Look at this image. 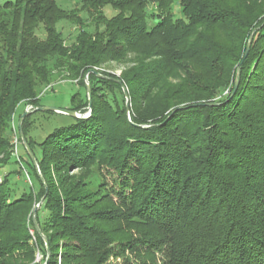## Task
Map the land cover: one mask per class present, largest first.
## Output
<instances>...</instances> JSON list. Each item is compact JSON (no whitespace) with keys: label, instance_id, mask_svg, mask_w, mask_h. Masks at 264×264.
<instances>
[{"label":"trees","instance_id":"obj_1","mask_svg":"<svg viewBox=\"0 0 264 264\" xmlns=\"http://www.w3.org/2000/svg\"><path fill=\"white\" fill-rule=\"evenodd\" d=\"M78 4L0 1V124L19 106L45 107L42 89L62 75L136 62L120 81L89 75L90 118L33 112L67 121L40 142L29 134L32 114L24 120L46 185L23 146L40 194L18 192L11 171L3 176L0 264H35L33 239L46 263L28 213L44 197L36 220L47 264H264V1ZM82 87L84 100L76 92L68 109L84 115ZM1 139L0 170L13 164ZM75 170L99 183L88 187L68 175Z\"/></svg>","mask_w":264,"mask_h":264},{"label":"rangeland","instance_id":"obj_2","mask_svg":"<svg viewBox=\"0 0 264 264\" xmlns=\"http://www.w3.org/2000/svg\"><path fill=\"white\" fill-rule=\"evenodd\" d=\"M58 3L63 4V7L67 10L68 9L72 10L75 8L79 9L80 7V5L78 4V0H58ZM106 12L108 16H112L115 13V11L110 8H107ZM78 14L83 16V19L85 20L86 24H89V25L91 24L90 23L91 19L88 18L86 14H84V11L79 10ZM75 22L76 21H72L71 24L70 23L66 24L63 29L64 36L66 37L67 41H69V43L74 41V38L76 37L77 31H78L77 26H75L76 25ZM134 67H136L134 56H129L127 58L125 57L120 58L119 61L110 62L102 66L101 68H94L92 70L95 71L97 74H99V72H103V73L113 75L120 81L123 74L133 69ZM88 78L86 77L85 78L84 77L75 78L73 76H66V74L62 75L51 85L42 89L39 95L41 104L45 105V107L68 109L70 107L71 99L76 92H78L79 95H81L78 98V100L80 99L84 100L85 89L82 86L84 85V83L86 84L88 83L90 85ZM26 110L30 112L29 115L32 114L30 117H28L29 134L34 136L39 142L43 140L45 132L52 125L54 127L60 126V125L66 124L67 121L66 119H64V117L54 118L53 116L48 115V114L33 113L34 110L32 106L22 105V106L17 107L15 113L11 115L9 119H6L4 123L0 124V136L2 137L1 140L5 143L9 141V147L7 146L8 147L7 155L12 159L11 161L13 163L11 165H8L5 168H1L0 184L3 183V176H5L7 172L9 173L11 171L14 173V176L10 177V181H12L13 184L16 183L14 187L18 189V192L21 193V192L26 191L27 189L35 193V196L38 197V195L40 194V186L37 180L35 179V176L33 175L34 173L33 169L28 165L29 158L24 152V147H23L24 145L21 141L22 139L20 137V132L18 128L19 120L22 117L21 115L25 113ZM1 149H4V147L0 148V151H4ZM6 159H7V156H5L4 154L0 156V160H3V162H6ZM38 167H39V164H38ZM39 170H40V167H39ZM68 175H70L71 177L75 176L79 180L85 181L84 183L88 184V187L96 186L99 183V178L97 177V175H94L92 171L75 170L73 172H70ZM109 182L110 184H112L113 182L112 179H109ZM41 201L39 202L38 200L35 199V201L33 202V205L35 208L33 207V209H30L28 211L29 219L33 218V213L35 212L37 207L40 205ZM37 213H36V216H37ZM33 241L34 242L32 245L35 246L37 250L36 259L34 262L35 264H42L44 262V256L37 249L36 242L34 239ZM45 264H47V261Z\"/></svg>","mask_w":264,"mask_h":264},{"label":"water","instance_id":"obj_3","mask_svg":"<svg viewBox=\"0 0 264 264\" xmlns=\"http://www.w3.org/2000/svg\"><path fill=\"white\" fill-rule=\"evenodd\" d=\"M256 31L257 30H254L253 33L251 34L250 38H249V41H248V44H247V50H246V57L248 56V54L250 52V49H251V46H252V42H253V37H254V34H255ZM90 74H97V73L95 71L91 70L86 75V78H88ZM97 75H99V74H97ZM240 75H241L240 70H238L236 83H235V91H234L233 94L236 93V91H237V89L239 87ZM86 87H87L88 99H89V107H88L89 111H88V113H86L84 115H82L80 113H77V112H74V111H71L69 109H60V108H55V107H40V108H35L33 110H34V112H42V113L53 112V113H57V114H60V115H65V116H69V117H73V118H77V119H81V118L88 119V118L91 117L92 112H93V103H92V90H91V87H90V85L88 83L86 84ZM124 93H125V96L127 98V113L130 116V102H129L128 91H127L126 88H124ZM29 114H30V112L26 110L25 113L22 115V117L19 120L18 128H19V132H20V137L22 139V143H23L25 149L28 152V155L30 156L33 164L36 167L38 176L40 177L41 181L45 184L43 175L41 174V171L39 170L36 157H35L33 151L31 150L30 146L28 145V142L26 141V139L24 137V134H23V130H22L23 122H24L25 118L29 116ZM44 199L41 201L40 205L37 207V209L33 213V221L35 223L36 230L44 238V241H45V244H46V248H47V252H48L47 262H49V260H50V246H49V243H48L47 239L43 236V234H42V232H41V230L39 228V225L37 224V220H36V213L39 210L41 204L44 202Z\"/></svg>","mask_w":264,"mask_h":264}]
</instances>
